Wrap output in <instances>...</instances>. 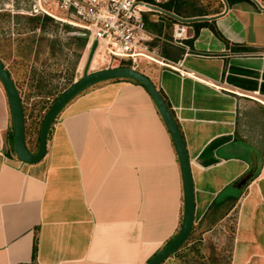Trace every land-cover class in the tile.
Wrapping results in <instances>:
<instances>
[{
	"label": "crops",
	"instance_id": "0c3cea01",
	"mask_svg": "<svg viewBox=\"0 0 264 264\" xmlns=\"http://www.w3.org/2000/svg\"><path fill=\"white\" fill-rule=\"evenodd\" d=\"M257 1H227V9L221 0L220 10L197 13L216 18L198 29L188 23L184 45L155 34L164 61L138 68L165 98L186 143L193 241L236 214L232 264H264V0ZM10 117L0 82V264H146L178 234L180 159L141 82L103 81L69 101L35 163L11 150ZM182 247L163 264H173Z\"/></svg>",
	"mask_w": 264,
	"mask_h": 264
},
{
	"label": "rangeland",
	"instance_id": "374dc122",
	"mask_svg": "<svg viewBox=\"0 0 264 264\" xmlns=\"http://www.w3.org/2000/svg\"><path fill=\"white\" fill-rule=\"evenodd\" d=\"M189 9H201L214 13L221 8V0H185ZM49 6L50 12L59 17L61 11ZM32 0H0V59L9 70L25 107V139L27 147L36 150L41 120L55 97L67 86L79 79L87 68L89 50L82 48L77 28L55 20L46 14H31ZM44 16L51 19L46 20ZM156 18V17H155ZM166 23V22H165ZM192 25V24H191ZM194 28V25H192ZM171 28H163L162 38L171 42ZM157 39L155 46L163 49ZM162 45V46H161ZM154 46V47H155ZM155 47V48H156ZM157 61L141 59L156 64L164 61L161 50ZM90 65L94 71L103 67L102 61ZM103 62V63H102ZM12 130L10 117L9 131ZM14 153V152H13ZM236 214L233 213L219 227L182 247L173 264H232L235 251Z\"/></svg>",
	"mask_w": 264,
	"mask_h": 264
},
{
	"label": "water",
	"instance_id": "95a60500",
	"mask_svg": "<svg viewBox=\"0 0 264 264\" xmlns=\"http://www.w3.org/2000/svg\"><path fill=\"white\" fill-rule=\"evenodd\" d=\"M258 5L259 2L254 0ZM227 9L228 3L224 0ZM261 6V5H260ZM167 15L184 23H194L199 21L213 20L216 16H195V17H182L176 13L168 10H163ZM97 43H94L88 57L87 68L83 75L76 79L71 85L63 89L51 102L46 110L39 127L38 133V146L36 151H30L26 144L25 139V117L23 103L18 92V89L11 77L9 70L6 68L4 62L0 59V82L6 93L12 120V133H13V151L20 161L25 163H35L41 160L47 149V136L50 127L55 120L61 109L77 95L96 85L100 82L118 79L130 78L141 82L151 93L155 100L175 142V146L179 155L183 180H184V212L180 230L175 238L159 250L146 264H163L172 254L177 252L189 239L195 223L196 212V199L195 188L190 164L189 154L186 148V143L177 120L166 102L165 98L158 90L154 82L147 75L138 69L130 66H117L110 68H102L94 71H89L88 68L95 55ZM254 168L245 174L235 186L241 187L246 184L247 180L253 175Z\"/></svg>",
	"mask_w": 264,
	"mask_h": 264
},
{
	"label": "built area",
	"instance_id": "2783aa9c",
	"mask_svg": "<svg viewBox=\"0 0 264 264\" xmlns=\"http://www.w3.org/2000/svg\"><path fill=\"white\" fill-rule=\"evenodd\" d=\"M167 0H32L31 14H46L88 34L86 49L97 43L95 55H102L105 68L130 66L138 69L141 59L157 61L153 41L157 37L147 16L166 14L161 4ZM58 8L63 17L50 12ZM176 20V19H175ZM173 42L184 45L188 23L176 20ZM94 59V58H93ZM93 61V60H92ZM92 63V62H91ZM13 264H40L37 260Z\"/></svg>",
	"mask_w": 264,
	"mask_h": 264
},
{
	"label": "trees",
	"instance_id": "16d2710c",
	"mask_svg": "<svg viewBox=\"0 0 264 264\" xmlns=\"http://www.w3.org/2000/svg\"><path fill=\"white\" fill-rule=\"evenodd\" d=\"M228 1L230 4L233 3L235 0H226ZM236 1H240V0H236ZM186 2L185 0H167L165 3L161 4V6L165 9L168 10L170 12L176 13L182 17H195V15L197 13L203 12V10L201 9H189L188 7L185 6ZM44 18L46 20H50L51 18L49 16H44ZM147 22H148V26L151 29V31H153L155 34L157 35H162L163 33V28L166 26H169L171 28V38H172V34L174 31V24L177 22L173 17L167 15V14H159V18L158 20H154L153 18H151L150 15L147 16ZM166 22V23H165ZM210 22L208 21H199V22H194L192 25H194L197 29L200 26L203 25H209ZM67 28H69V25H66ZM214 28V26H213ZM79 36H77V39L80 41V44L82 46V48L86 47L87 45V40H88V34L81 30V29H77ZM156 41H153V43ZM238 49H242V47L237 46ZM23 109H24V117H25V107L23 105ZM9 141L11 144V150L13 151V133L12 130H10L9 132ZM29 149V148H28ZM30 151H32L31 149H29ZM238 196H233L230 198V204L229 206H227V208H231L233 206V204L238 200ZM194 236V229L191 232V235L189 237V239L187 240V242L185 244H187ZM184 244V245H185Z\"/></svg>",
	"mask_w": 264,
	"mask_h": 264
},
{
	"label": "bare ground",
	"instance_id": "6f19581e",
	"mask_svg": "<svg viewBox=\"0 0 264 264\" xmlns=\"http://www.w3.org/2000/svg\"><path fill=\"white\" fill-rule=\"evenodd\" d=\"M98 62H99V56L97 55L96 57H94V59H93L91 65H95V64H97Z\"/></svg>",
	"mask_w": 264,
	"mask_h": 264
}]
</instances>
